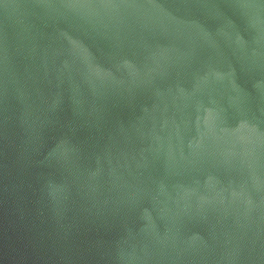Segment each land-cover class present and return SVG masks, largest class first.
I'll list each match as a JSON object with an SVG mask.
<instances>
[{
	"label": "water",
	"instance_id": "1",
	"mask_svg": "<svg viewBox=\"0 0 264 264\" xmlns=\"http://www.w3.org/2000/svg\"><path fill=\"white\" fill-rule=\"evenodd\" d=\"M0 264H264V0H0Z\"/></svg>",
	"mask_w": 264,
	"mask_h": 264
}]
</instances>
